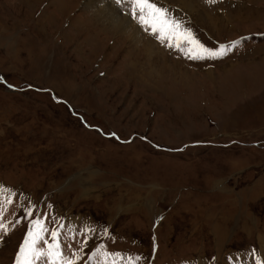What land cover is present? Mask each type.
Here are the masks:
<instances>
[{
    "label": "rangeland",
    "instance_id": "374dc122",
    "mask_svg": "<svg viewBox=\"0 0 264 264\" xmlns=\"http://www.w3.org/2000/svg\"><path fill=\"white\" fill-rule=\"evenodd\" d=\"M15 1L0 0V264H16L37 219V247L56 230L73 264H264V0H195L228 21L214 32L153 0L204 48L225 49L204 58L110 0L166 59L149 66L143 43L89 27L106 25L87 0H40L31 14ZM46 9L49 38L27 35ZM169 64L186 78L153 72Z\"/></svg>",
    "mask_w": 264,
    "mask_h": 264
},
{
    "label": "bare ground",
    "instance_id": "6f19581e",
    "mask_svg": "<svg viewBox=\"0 0 264 264\" xmlns=\"http://www.w3.org/2000/svg\"><path fill=\"white\" fill-rule=\"evenodd\" d=\"M40 0H16L15 1V4H14V6L16 7V8H21L22 10H24V11H28V12H30V14L34 11V9H35V7H33L34 5H36L38 2H39ZM68 1V0H67ZM172 1V4H174V5H179V6H182L183 7V9H187V10H189V12H190V15L192 16V15H195L196 16V19H195V22H197V20H199L201 23H203V24H205L206 25V27H207V29H209V30H212L213 32H214V29L215 28H217V27H219V26H223V25H226L227 23H228V21H226V24H222V22L224 21L223 19H225V18H223V17H220V16H218L217 17V19L216 20H214V19H212L211 17H210V14H204V13H202V12H200V11H198L199 9H200V7H197L198 6V4L197 3H194V1L195 0H171ZM56 2V1H55ZM55 2H53V4L55 3ZM62 2H63V0H62ZM86 2H88V4L89 5H87V8H91V9H93L92 11H93V13H94V15H92L94 18H97L99 21H101L103 24H105L106 25V27H104V25H102L101 27H99L98 28V24H94L92 21H95V20H92V18L90 17V20H88V23H89V27L90 28H94V29H96V30H98L100 33H107V32H109L110 34H112L111 36L115 39V40H123L124 39V37H126L127 35H128V39H129V43H128V41H127V39H126V43H127V45L128 46H133V47H135V49H136V43H140V44H144L145 45V47L143 48V50H142V52L144 53V54H146L147 56H148V58H149V60H147L146 61V65L147 66H149V65H151L152 63H151V59L153 58V57H155L156 58V60H157V62H159L160 60H166L162 55L161 56H159L158 58L156 57V56H154V47L152 46V44H151V42L148 40L147 41V39L145 38L144 39V41L143 42H141V40H140V38H141V31H140V26H138L135 22H133L131 19H130V17L128 16V15H126L125 14V12H121L119 9H117L113 4H112V2L110 1V0H87ZM167 2V1H166ZM50 5V3L48 4V6ZM200 5V4H199ZM47 6V7H48ZM65 6H66V3H65ZM68 6V5H67ZM66 6V7H67ZM59 9H58V8ZM68 7H70V6H68ZM50 8V7H49ZM62 8H64V7H62V4L60 3V1L59 2H57V3H55L54 4V9L56 10H54V9H52V11H51V13L52 14H55V13H57L59 16L60 15H62V14H64L65 13V11L68 9H62ZM199 8V9H198ZM201 8H203L204 9V7L203 6H201ZM86 9V8H85ZM14 10H15V8H14ZM20 10V9H19ZM33 10V11H32ZM60 10V11H59ZM45 11V10H44ZM49 11V10H48ZM47 9H46V12H44V14H43V18L41 19V20H39L35 25L34 24H32L31 26H25L24 27V30L26 31V34L28 35L29 34V31H33V34H36L37 36H38V38L40 39V40H46L47 38H49V34H47L48 32H47V30L49 29V28H54L53 27V22H50L54 17H56V16H54V15H49V14H47ZM83 11V10H82ZM60 14H59V13ZM84 13V12H83ZM196 13V14H195ZM87 15V14H86ZM85 16V15H84ZM90 16V15H89ZM2 18H4V15H3V17ZM5 18H6V16H5ZM216 18V17H215ZM227 18L228 19H230L229 17H226V20H227ZM237 18V17H236ZM39 19V18H38ZM84 19V18H83ZM1 21H3V20H1ZM0 21V22H1ZM72 21V20H71ZM4 22V26L3 27H5L4 29H3V32L1 31V37H4L5 36V34L6 33H4L5 32V30L6 29H8L7 27H6V25H8L9 23H6L5 24V21H3ZM9 22V21H8ZM87 22V21H86ZM2 23V22H1ZM57 23V22H56ZM70 23V22H69ZM230 23V22H229ZM34 25V26H33ZM73 25V27H71V28H73V29H75V27H76V22L75 23H73L72 24ZM45 26H46V28H45ZM88 27V26H87ZM28 28H32V29H30V30H28V32H27V29ZM205 28V27H204ZM50 30V29H49ZM19 32V31H18ZM72 32V31H71ZM75 32L76 33H74L75 34V37L77 36V35H81L80 34V32H77V30L75 29ZM98 32V33H99ZM9 33V32H8ZM85 34V33H84ZM115 34V35H114ZM26 35V36H27ZM70 35V34H69ZM18 37L17 38H19V39H21V40H23L24 39V32H22V30L19 32V34L17 35ZM72 36V35H71ZM82 36H84V35H82ZM122 36H124V37H122ZM101 37V36H100ZM6 38V37H5ZM68 38H70V37H68V34H64V39L66 40V41H68ZM77 38V37H76ZM13 39V38H12ZM70 39H72V38H70ZM18 40V39H17ZM25 40V39H24ZM24 40H23V42H24ZM36 40V39H35ZM73 41H74V39H72ZM147 42H146V41ZM12 41V40H11ZM26 41V40H25ZM69 41H71V40H69ZM133 42V43H132ZM45 43V42H44ZM91 43H92V39L91 40H87L86 41V44L88 45V46H91ZM139 44V45H140ZM86 46V45H85ZM98 48V47H97ZM160 49V48H159ZM78 52V51H77ZM20 53H23V49H21L20 50ZM79 53V52H78ZM151 58V59H150ZM146 59V58H145ZM154 61V60H153ZM155 64H157L156 62H154ZM170 63V62H169ZM170 66H168V67H163V70H156L155 68H153V72H158L157 74H158V77L162 74V72L164 73V72H166L169 68H172V69H170L169 71H168V74L170 73V74H173L174 75V77H173V75L171 76V79L172 80H177V81H179V79H185L186 78V71H184V72H176L175 70H174V65H172V64H169ZM177 65V64H176ZM152 67H154V65H152ZM176 69H177V66H176ZM160 71V72H159ZM164 75H166V74H164Z\"/></svg>",
    "mask_w": 264,
    "mask_h": 264
},
{
    "label": "snow or ice",
    "instance_id": "6c2138e0",
    "mask_svg": "<svg viewBox=\"0 0 264 264\" xmlns=\"http://www.w3.org/2000/svg\"><path fill=\"white\" fill-rule=\"evenodd\" d=\"M116 2L120 4L122 0H116ZM125 2L130 7L132 18L145 31H150L161 43L167 42L169 47H176L178 49H182V45L187 44L186 54L192 56V58H204V53H207L209 56L224 54L225 49L223 46L216 51H211L200 45L190 31L182 30L180 22L170 19L168 10L158 6L153 0H125ZM208 2L213 3L215 0H208ZM193 53H195L194 56L192 55ZM3 194L4 190L0 189V195ZM6 202L11 203L10 197ZM2 203L0 202V212L3 211ZM28 214L31 215V212ZM3 228L4 225L0 224V230ZM45 231L47 229L41 220L32 221V226L17 253L16 264H34L36 260L42 257H47V264H73V261L64 260L61 257L60 246L56 243V230H52L51 232L53 242L48 244L46 251L37 247V244L44 240L43 233Z\"/></svg>",
    "mask_w": 264,
    "mask_h": 264
}]
</instances>
